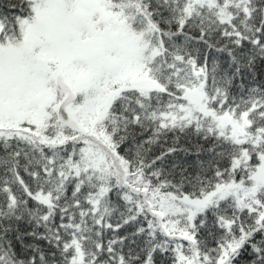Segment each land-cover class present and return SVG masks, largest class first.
<instances>
[{"label":"snow or ice","instance_id":"1","mask_svg":"<svg viewBox=\"0 0 264 264\" xmlns=\"http://www.w3.org/2000/svg\"><path fill=\"white\" fill-rule=\"evenodd\" d=\"M0 264H264V0H0Z\"/></svg>","mask_w":264,"mask_h":264}]
</instances>
